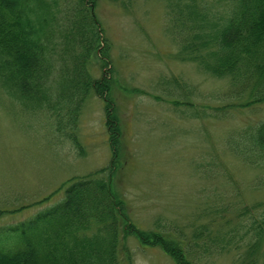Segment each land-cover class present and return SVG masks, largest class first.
<instances>
[{"label": "rangeland", "instance_id": "1", "mask_svg": "<svg viewBox=\"0 0 264 264\" xmlns=\"http://www.w3.org/2000/svg\"><path fill=\"white\" fill-rule=\"evenodd\" d=\"M207 1L224 12L231 0ZM168 2L96 0L108 56L101 68V54L92 55V75L111 68L107 96L120 130L113 187L144 229L160 226L190 238L195 226L207 223L216 228L229 220L223 230L256 227L263 222L264 160L243 148L264 121V99H258L264 85L256 76L232 82L183 59ZM74 3L60 2L62 23ZM185 5L177 6L184 15ZM79 95L72 98L75 113L73 106L50 113L0 85L2 240L16 238L22 230L16 225L61 202L73 179L107 173L115 127L103 98L91 90L78 102ZM241 251L198 247L187 256L193 264H238ZM119 258L121 264H177L163 248L145 246L132 234L124 236Z\"/></svg>", "mask_w": 264, "mask_h": 264}, {"label": "trees", "instance_id": "2", "mask_svg": "<svg viewBox=\"0 0 264 264\" xmlns=\"http://www.w3.org/2000/svg\"><path fill=\"white\" fill-rule=\"evenodd\" d=\"M61 1L0 0V85L50 113L62 106H73L75 113L72 98L80 94L81 102L92 90L105 100L107 122L115 127L110 132L112 161L101 176L73 179L61 202L16 225L22 229L16 238L0 237V264H121L119 250L127 234L145 246L163 248L177 264H193L187 253L198 247L242 250L238 264H258L264 254V213L256 227L223 230L229 222L225 220L216 228L211 223L195 226L190 238L160 226L144 229L131 220L124 196L113 187L120 130L107 96L111 68L101 77L92 75L91 69L93 54H101V68L108 56L96 0H75L64 23L59 17ZM168 1L183 59L232 82L247 83L256 76L258 85H264V0H231L224 12H217L207 0ZM185 3L184 15L186 10L177 6ZM246 140L244 152H255L264 160V121L254 125ZM247 213L246 207L240 215Z\"/></svg>", "mask_w": 264, "mask_h": 264}]
</instances>
